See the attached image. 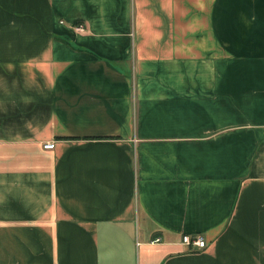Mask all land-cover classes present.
Segmentation results:
<instances>
[{
	"label": "crops",
	"instance_id": "obj_1",
	"mask_svg": "<svg viewBox=\"0 0 264 264\" xmlns=\"http://www.w3.org/2000/svg\"><path fill=\"white\" fill-rule=\"evenodd\" d=\"M0 264H264V0H0Z\"/></svg>",
	"mask_w": 264,
	"mask_h": 264
},
{
	"label": "built area",
	"instance_id": "obj_2",
	"mask_svg": "<svg viewBox=\"0 0 264 264\" xmlns=\"http://www.w3.org/2000/svg\"><path fill=\"white\" fill-rule=\"evenodd\" d=\"M76 29L79 30V31H82L83 30V26L81 24L80 25H77L76 26ZM43 147L45 149H54L55 148V141L54 140L47 141V142H45L43 144ZM183 241L186 244L196 245V246H199L201 248L205 247V245H206V241H205V239L202 236L192 237L189 234H185L183 236Z\"/></svg>",
	"mask_w": 264,
	"mask_h": 264
}]
</instances>
